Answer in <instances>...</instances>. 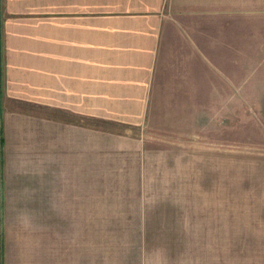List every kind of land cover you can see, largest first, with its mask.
<instances>
[{"label": "crops", "instance_id": "1", "mask_svg": "<svg viewBox=\"0 0 264 264\" xmlns=\"http://www.w3.org/2000/svg\"><path fill=\"white\" fill-rule=\"evenodd\" d=\"M257 81L264 0H0V264H197Z\"/></svg>", "mask_w": 264, "mask_h": 264}, {"label": "rangeland", "instance_id": "2", "mask_svg": "<svg viewBox=\"0 0 264 264\" xmlns=\"http://www.w3.org/2000/svg\"><path fill=\"white\" fill-rule=\"evenodd\" d=\"M259 61L256 57L254 62H246V71ZM258 84L264 86L258 81L247 85L244 110L230 112L231 154L223 243L217 240L221 224L216 210L212 213L213 221L207 219L210 211L205 203L206 185L199 180L197 264H264V94L256 92ZM2 106L0 104V113L4 114ZM0 152V165L5 168L7 162L3 163L2 148ZM17 155L14 167L18 171L23 155ZM219 216L221 218V209Z\"/></svg>", "mask_w": 264, "mask_h": 264}, {"label": "trees", "instance_id": "3", "mask_svg": "<svg viewBox=\"0 0 264 264\" xmlns=\"http://www.w3.org/2000/svg\"><path fill=\"white\" fill-rule=\"evenodd\" d=\"M1 133H2V131L0 130V135H1ZM0 143H1V148H3L4 142H3V138L2 137H1Z\"/></svg>", "mask_w": 264, "mask_h": 264}]
</instances>
